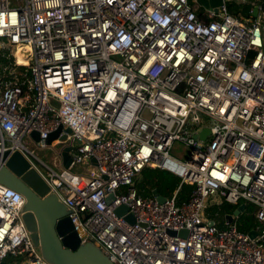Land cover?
Returning <instances> with one entry per match:
<instances>
[{"label":"built area","instance_id":"built-area-1","mask_svg":"<svg viewBox=\"0 0 264 264\" xmlns=\"http://www.w3.org/2000/svg\"><path fill=\"white\" fill-rule=\"evenodd\" d=\"M220 1L0 0V164L22 154L68 209L79 244L112 264H264V0ZM230 2L249 4L250 17ZM51 133L70 146L59 171L27 148L48 147ZM144 166L179 178L171 196L137 193ZM183 183L192 188L177 202ZM222 202L254 207L253 237L207 211ZM23 203L0 183V263L48 264Z\"/></svg>","mask_w":264,"mask_h":264},{"label":"water","instance_id":"water-1","mask_svg":"<svg viewBox=\"0 0 264 264\" xmlns=\"http://www.w3.org/2000/svg\"><path fill=\"white\" fill-rule=\"evenodd\" d=\"M197 1L204 8L216 7L221 3L220 0ZM65 131L68 132V129ZM31 134L37 139L36 132L33 131ZM207 134L208 129L202 128L195 136L204 140ZM54 136L55 133L49 134L46 143L49 144ZM64 138L63 135L60 140ZM69 149V145H64L61 149L60 158L63 168H67L70 163ZM2 160L4 163L0 164V183L22 195L24 203L20 210L21 219L32 244L48 264H112L93 242L79 244L67 216L68 209L54 193L48 191L46 183L22 154L15 151L6 158L5 153ZM90 162L95 163L93 158H90ZM151 195L159 202L164 200L155 189L151 191ZM109 197L111 198L112 195ZM243 208L244 204H239L232 213L224 214V219L231 222ZM125 210L126 207L120 205L114 212L120 215ZM124 219L129 223L134 221L131 214L125 215ZM168 233L183 235L184 231L168 230ZM254 234V231L248 232L250 237Z\"/></svg>","mask_w":264,"mask_h":264},{"label":"trees","instance_id":"trees-1","mask_svg":"<svg viewBox=\"0 0 264 264\" xmlns=\"http://www.w3.org/2000/svg\"><path fill=\"white\" fill-rule=\"evenodd\" d=\"M249 8V4H235L230 2L227 4V9L229 13L241 18L242 16L250 17L249 13L247 12ZM197 13L200 14V9H197ZM20 54L25 56L22 51L20 50ZM179 182V178L176 177L174 174L160 170L156 167H149L144 166L140 172L139 177L134 179V188L136 189L137 193L141 196H151V191L153 189L156 192L163 196L169 197L173 193L175 187ZM192 185L183 183L180 185V188L176 192V201H180L186 199ZM231 205L225 202L220 204H213L208 207L207 211L209 213H217L218 218H221L224 214L232 213V211L238 206ZM254 207L251 204H245L242 211L235 217L234 222L235 226L239 231L248 233L251 229L257 226V222L253 217ZM221 222V221H219Z\"/></svg>","mask_w":264,"mask_h":264},{"label":"rangeland","instance_id":"rangeland-1","mask_svg":"<svg viewBox=\"0 0 264 264\" xmlns=\"http://www.w3.org/2000/svg\"><path fill=\"white\" fill-rule=\"evenodd\" d=\"M63 146V141L53 140L50 142L49 146L43 149L37 148L32 142L27 143V148L35 156L39 161H41L44 165L59 171L60 170V162L58 157V151ZM187 149L179 142H173L171 147V153L175 156L184 158ZM29 154L27 157L31 160L32 164L40 171L44 172L45 168L42 166L36 159ZM71 172L73 173H81L86 171V167L84 165H74L71 167ZM139 177V174L137 175ZM136 177V178H137Z\"/></svg>","mask_w":264,"mask_h":264},{"label":"bare ground","instance_id":"bare-ground-1","mask_svg":"<svg viewBox=\"0 0 264 264\" xmlns=\"http://www.w3.org/2000/svg\"><path fill=\"white\" fill-rule=\"evenodd\" d=\"M20 50H21V48L20 47H16V49H15V57H16V61H17V63H25V56H22L21 54H20Z\"/></svg>","mask_w":264,"mask_h":264}]
</instances>
